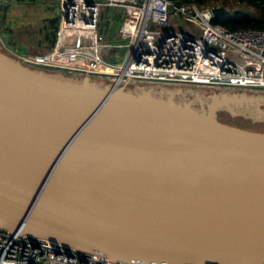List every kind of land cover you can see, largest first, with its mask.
<instances>
[{
  "label": "water",
  "instance_id": "water-1",
  "mask_svg": "<svg viewBox=\"0 0 264 264\" xmlns=\"http://www.w3.org/2000/svg\"><path fill=\"white\" fill-rule=\"evenodd\" d=\"M61 72L0 48L1 228L112 261L264 264V130Z\"/></svg>",
  "mask_w": 264,
  "mask_h": 264
},
{
  "label": "built area",
  "instance_id": "built-area-1",
  "mask_svg": "<svg viewBox=\"0 0 264 264\" xmlns=\"http://www.w3.org/2000/svg\"><path fill=\"white\" fill-rule=\"evenodd\" d=\"M176 1L0 0L5 33L17 32L20 41L31 39L42 48L19 53L1 35L0 40L23 63L108 78L110 85L127 87L141 80L264 87V28L229 29L213 21L212 8L218 4L211 0ZM18 2L44 17L33 18L30 25L20 22L12 17ZM0 264L137 263L112 261L0 227Z\"/></svg>",
  "mask_w": 264,
  "mask_h": 264
},
{
  "label": "rangeland",
  "instance_id": "rangeland-1",
  "mask_svg": "<svg viewBox=\"0 0 264 264\" xmlns=\"http://www.w3.org/2000/svg\"><path fill=\"white\" fill-rule=\"evenodd\" d=\"M207 1L204 0L203 2ZM209 2L222 5L229 10H240L253 15L260 13V9L251 4L249 0H211ZM5 32L0 27V35L12 50L21 53L24 50V46L32 50L42 48V46H34V42L31 39L24 41L26 45L20 44L14 41L13 38L7 37ZM117 60H121V54L117 55ZM60 74L78 79L83 77L81 73L71 72L66 74L61 72ZM93 79L97 82L101 80L96 77ZM103 82H109L108 78H105ZM126 88L130 90L148 91L156 97H171L177 102H189L192 107L197 109H201L202 107L207 108L208 105L217 102L216 111L219 119L250 129L264 130V116L256 114V108L264 110V88L204 86L189 83L148 82L141 80L130 82Z\"/></svg>",
  "mask_w": 264,
  "mask_h": 264
},
{
  "label": "trees",
  "instance_id": "trees-1",
  "mask_svg": "<svg viewBox=\"0 0 264 264\" xmlns=\"http://www.w3.org/2000/svg\"><path fill=\"white\" fill-rule=\"evenodd\" d=\"M184 1V0H177ZM203 0H196L201 3ZM246 1V0H243ZM251 4L260 9L257 15L242 12L240 10H229L228 13L221 12L214 16L215 23L222 24L229 29L236 28H264V0H249ZM1 48V47H0Z\"/></svg>",
  "mask_w": 264,
  "mask_h": 264
},
{
  "label": "crops",
  "instance_id": "crops-1",
  "mask_svg": "<svg viewBox=\"0 0 264 264\" xmlns=\"http://www.w3.org/2000/svg\"><path fill=\"white\" fill-rule=\"evenodd\" d=\"M28 5L26 4V3H23V2H18L17 3V6L15 7V10L16 11H14V14H16L15 16L13 15L12 17H17L16 19L18 20L19 19V21L20 22H22V23H24V24H28V25H30L31 24V20L34 18H41V17H44V16H41L40 15V13H38L37 11H33L32 10V12H30V11H28ZM42 19V18H41ZM10 31V30H9ZM51 31H53V29H50V32ZM7 35V34H6ZM7 37H11V38H13L14 39V41H17L18 43H20V44H25L26 45V43L22 40V41H20V38H21V35L19 34V33H17V32H10V35H7ZM23 42V43H22ZM0 45H1V48L2 49H4L5 51H7V52H10V53H12V54H14L12 51H10V50H8V49H6L3 45H2V42H1V40H0ZM39 47L41 46V45H38ZM43 46H45L46 47V44H44ZM26 47L27 46H24V50L23 51H25L26 50ZM13 51H16V50H13ZM16 52H18V51H16Z\"/></svg>",
  "mask_w": 264,
  "mask_h": 264
}]
</instances>
